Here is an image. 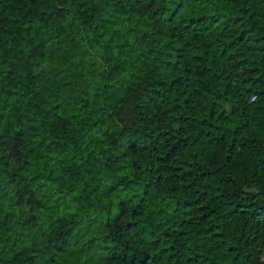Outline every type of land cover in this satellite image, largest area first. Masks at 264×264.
I'll list each match as a JSON object with an SVG mask.
<instances>
[{
	"label": "trees",
	"instance_id": "obj_1",
	"mask_svg": "<svg viewBox=\"0 0 264 264\" xmlns=\"http://www.w3.org/2000/svg\"><path fill=\"white\" fill-rule=\"evenodd\" d=\"M97 254L264 264V0H0V264Z\"/></svg>",
	"mask_w": 264,
	"mask_h": 264
},
{
	"label": "rangeland",
	"instance_id": "obj_2",
	"mask_svg": "<svg viewBox=\"0 0 264 264\" xmlns=\"http://www.w3.org/2000/svg\"><path fill=\"white\" fill-rule=\"evenodd\" d=\"M103 259H104L103 254L91 255L88 258H86L85 260H83L80 264H98Z\"/></svg>",
	"mask_w": 264,
	"mask_h": 264
}]
</instances>
